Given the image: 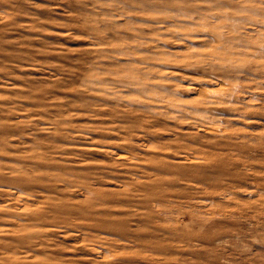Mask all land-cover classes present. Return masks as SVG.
<instances>
[{"label": "rangeland", "instance_id": "obj_1", "mask_svg": "<svg viewBox=\"0 0 264 264\" xmlns=\"http://www.w3.org/2000/svg\"><path fill=\"white\" fill-rule=\"evenodd\" d=\"M0 264H264V0H0Z\"/></svg>", "mask_w": 264, "mask_h": 264}, {"label": "bare ground", "instance_id": "obj_2", "mask_svg": "<svg viewBox=\"0 0 264 264\" xmlns=\"http://www.w3.org/2000/svg\"><path fill=\"white\" fill-rule=\"evenodd\" d=\"M179 20V19H178ZM228 22V21H227ZM262 28V27H261ZM231 34H233L232 32H231ZM217 36V35H216ZM142 38V37H141ZM234 39V38H233ZM227 54H229V53H227ZM245 58V57H244ZM243 60V59H242ZM97 84V83H96ZM83 110V109H82ZM18 190V189H17ZM16 195H17V193H16ZM53 199V198H52ZM17 241V240H16Z\"/></svg>", "mask_w": 264, "mask_h": 264}]
</instances>
